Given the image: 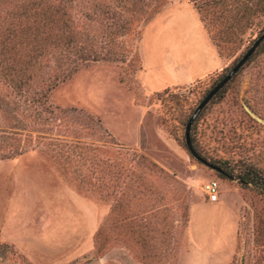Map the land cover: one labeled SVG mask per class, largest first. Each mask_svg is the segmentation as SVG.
Instances as JSON below:
<instances>
[{
	"label": "rangeland",
	"instance_id": "374dc122",
	"mask_svg": "<svg viewBox=\"0 0 264 264\" xmlns=\"http://www.w3.org/2000/svg\"><path fill=\"white\" fill-rule=\"evenodd\" d=\"M262 15L219 54L190 0H0V264H264V47L186 130Z\"/></svg>",
	"mask_w": 264,
	"mask_h": 264
},
{
	"label": "trees",
	"instance_id": "16d2710c",
	"mask_svg": "<svg viewBox=\"0 0 264 264\" xmlns=\"http://www.w3.org/2000/svg\"><path fill=\"white\" fill-rule=\"evenodd\" d=\"M193 2L197 14L200 17V20L204 24L206 28L207 34L214 43V45L218 48L219 54L224 50L225 40H222V37L218 34L220 32L226 33V36L234 35L235 33L242 30L249 24L252 15L258 10L262 16H264V0H190ZM35 2V0H33ZM38 7H40L38 5ZM217 13H219L220 17L227 13V17H225V22L215 25L216 20L218 18ZM40 18L46 20L45 11L40 7V12L38 13ZM229 14H232L234 17L231 22H228V19L232 18ZM223 25V31H221V26ZM213 45V46H214ZM264 47V41L258 47L259 49ZM216 49V48H215ZM222 50V51H221ZM16 83H21L22 80L19 78L13 79ZM216 81L213 82V85ZM224 88V87H223ZM222 88V89H223ZM222 89L213 97H218L222 93ZM209 93V92H208ZM207 93V94H208ZM206 94V95H207ZM222 173H218V176L226 179L229 177L231 172H227L226 169L220 167ZM258 175L255 171H244L237 175V179L239 180L242 186L254 185L255 187H259L260 191L264 194V183L257 180Z\"/></svg>",
	"mask_w": 264,
	"mask_h": 264
},
{
	"label": "water",
	"instance_id": "95a60500",
	"mask_svg": "<svg viewBox=\"0 0 264 264\" xmlns=\"http://www.w3.org/2000/svg\"><path fill=\"white\" fill-rule=\"evenodd\" d=\"M264 41V33L254 42V44L248 49V51L239 59V61L232 67V69L209 91V93L204 97V99L200 102V104L195 109L191 118L188 121L186 126V130L188 132L191 124L196 119L198 114L204 108V106L234 77V75L241 69V67L249 60V58L253 55L256 49L259 47L261 42ZM186 132V135H187ZM187 147L192 156H194L197 160L202 161L204 164L208 165L211 169L215 170L218 173H222L219 167L209 165L204 162L192 149L190 143L187 140Z\"/></svg>",
	"mask_w": 264,
	"mask_h": 264
},
{
	"label": "built area",
	"instance_id": "2783aa9c",
	"mask_svg": "<svg viewBox=\"0 0 264 264\" xmlns=\"http://www.w3.org/2000/svg\"><path fill=\"white\" fill-rule=\"evenodd\" d=\"M218 182L209 180L203 185V192L209 202H216L219 196Z\"/></svg>",
	"mask_w": 264,
	"mask_h": 264
},
{
	"label": "crops",
	"instance_id": "0c3cea01",
	"mask_svg": "<svg viewBox=\"0 0 264 264\" xmlns=\"http://www.w3.org/2000/svg\"><path fill=\"white\" fill-rule=\"evenodd\" d=\"M207 38H208V37H207ZM208 44H210V43L208 42ZM209 46H210V49H211L210 52H212V54H213V56H214L215 59H213V60L211 61V67H209L207 70H205V72H204L203 74H199L198 78H199V77L202 78V77L208 75V73H210L211 71H213V70H215V69H217V68L222 67V65H223V62H222L221 58L219 57V55H218V53H217L215 47H214L212 44H210ZM200 75H201V76H200ZM195 77H197V75H194V76L190 79V81H192V80H194V79H197V78H195ZM191 83H192V82H191ZM189 84H190V83H189Z\"/></svg>",
	"mask_w": 264,
	"mask_h": 264
}]
</instances>
